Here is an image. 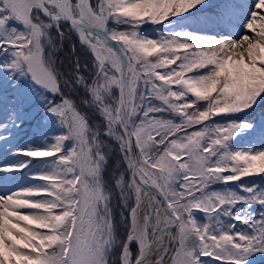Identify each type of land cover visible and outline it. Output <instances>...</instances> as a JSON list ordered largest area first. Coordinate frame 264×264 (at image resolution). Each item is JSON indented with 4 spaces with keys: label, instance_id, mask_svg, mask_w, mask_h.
Segmentation results:
<instances>
[{
    "label": "snow or ice",
    "instance_id": "obj_1",
    "mask_svg": "<svg viewBox=\"0 0 264 264\" xmlns=\"http://www.w3.org/2000/svg\"><path fill=\"white\" fill-rule=\"evenodd\" d=\"M201 6L0 0V71L51 94L43 107L63 129L51 142L16 146L39 97L17 85L0 94V264L264 256V186L244 182L264 179V134L261 147L235 148L253 125L216 119L264 99V0L238 35L171 30L172 17L207 28L235 9L226 3L210 16ZM144 25L160 27L148 35ZM73 34L87 58L65 76L54 52ZM72 93H82L79 105Z\"/></svg>",
    "mask_w": 264,
    "mask_h": 264
},
{
    "label": "trees",
    "instance_id": "obj_2",
    "mask_svg": "<svg viewBox=\"0 0 264 264\" xmlns=\"http://www.w3.org/2000/svg\"><path fill=\"white\" fill-rule=\"evenodd\" d=\"M215 1L216 0H206L207 7L201 6L202 11L210 16L214 15L216 13V10L215 8L213 9L212 7ZM171 21H172L171 30H179L180 28H187L190 31L193 30L208 31L209 34L213 33L216 27L219 26L218 21L210 22L207 28L199 27L198 22L194 19L181 20L179 17H172ZM13 24L15 27H19L18 24L15 23ZM156 27H160V26L144 25L142 30L145 34L154 35V29ZM73 45H75V51H73ZM54 57L56 60V66L59 69V71L63 73L65 76H68V74L73 69L75 61L77 59H79V61L81 62V66H83V63L87 58V54L80 48L77 38L72 35L70 38H66L62 46L54 52ZM2 59L3 58L0 57V60ZM14 82H16V80H14ZM22 82H23L22 80H19V82L16 83L22 85ZM35 88L37 89V87ZM38 95L42 99V102L39 104V106H37L38 102L35 100V103H33L30 107L25 109L27 115L24 119L25 124L22 126L23 132L21 134V138H19L16 144V146L18 147H23L28 144L40 145L43 142H51L52 137L59 135L63 132V129L58 124L57 118L54 115L47 113L43 107V98L47 97L48 99H51L52 98L51 94L49 93L42 94L40 91H38ZM81 96L82 93H72V98L77 102L78 105ZM248 110H252V112L249 114H241V115L235 114L230 117H217L216 119L220 122H223V120L225 119H234L237 121H246L252 124L256 122L259 117L264 115V99H258L255 106ZM247 134L248 132L243 133L240 135V137L234 139L232 141L233 146L235 148L262 146V143L260 141V136L261 134H264V127L260 129L257 133L254 134L251 133L250 135ZM114 160L115 158H113V162ZM244 182H248V183L254 182L256 184L264 186V179L260 178L259 176L246 177L244 178ZM213 187L219 189V188H223L224 186L214 185ZM229 187L235 188L236 186L235 184H232L229 185ZM236 190L238 191L239 189L237 188ZM254 207H257L258 209V206H254ZM114 211L118 212L119 209L114 208ZM198 218L202 219L200 216H198ZM246 264H264V256H261L259 253H257L255 256H250Z\"/></svg>",
    "mask_w": 264,
    "mask_h": 264
},
{
    "label": "rangeland",
    "instance_id": "obj_3",
    "mask_svg": "<svg viewBox=\"0 0 264 264\" xmlns=\"http://www.w3.org/2000/svg\"><path fill=\"white\" fill-rule=\"evenodd\" d=\"M227 1H228L227 3L235 5V9H234L232 15L226 16L222 21H220V26L217 28L216 32L220 31L221 27H224V28H226L227 32H229V33H231L233 35H238L242 31L243 23L248 18V13L251 10V5L254 2V0H227ZM2 73H4V72L0 71V74H2ZM21 80L23 82H25V84H24V86H19V88L21 90H23L25 93L30 94L32 97H39V98L36 99V101L38 102L37 106H39V104L42 102V99L38 95V91H40L42 94H45L47 92H44L42 89H41L42 90L41 91L40 88L38 86L34 85L30 79L26 80L25 78H21ZM2 81H3L2 80V76L0 75V82H2ZM35 87H37V89ZM12 89L13 88H9V89H7L6 92L12 91ZM254 106H255V104L253 105V107ZM251 112H252V110H246V111H243V112H240V113H237V114H239V115H241V114H249ZM24 124L25 123H23L21 125V127ZM252 125H253V129L248 131L249 135L251 133L254 134V133L258 132L261 128L264 127V115L259 117L256 122L252 123ZM22 132H23V130L21 128V131H20L19 135H21ZM238 137H240V135H238L234 139H237ZM198 216H200L203 219L202 215L198 214Z\"/></svg>",
    "mask_w": 264,
    "mask_h": 264
}]
</instances>
